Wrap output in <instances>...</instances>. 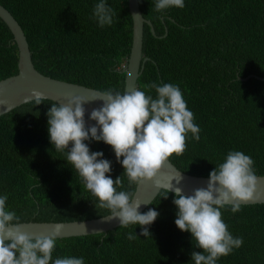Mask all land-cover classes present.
<instances>
[{"label":"trees","instance_id":"1","mask_svg":"<svg viewBox=\"0 0 264 264\" xmlns=\"http://www.w3.org/2000/svg\"><path fill=\"white\" fill-rule=\"evenodd\" d=\"M18 19L28 38L35 67L54 78L100 90L125 91L122 71L133 44L129 0H105L115 15L101 27L93 15L99 0H0ZM156 0H140L143 15L153 22L144 27V58L138 88L156 97L145 85H178L194 123L197 141L189 132L186 150L170 159L186 173L209 176L230 151L254 161L256 175H264V0H184L183 8L157 11ZM19 46L0 16V80L19 72ZM251 76L247 80L240 77ZM44 99L23 103L0 116V197L6 210L21 221H69L110 214L67 162V150L50 142ZM58 104V103H57ZM87 126V125H86ZM99 134V133H98ZM90 152H103L111 162L113 180L134 195L122 163L110 145L85 141ZM121 160L123 157L120 158ZM167 196V197H166ZM166 197V198H165ZM173 191L162 189L150 208L159 213L140 235L139 225L108 232L59 238L56 258L83 257L85 264H195L202 252L190 232L175 224L178 208ZM231 205L221 209L233 237L243 245L220 257L216 264H264V203ZM137 234L128 240L127 234ZM51 264V262H50Z\"/></svg>","mask_w":264,"mask_h":264},{"label":"clouds","instance_id":"2","mask_svg":"<svg viewBox=\"0 0 264 264\" xmlns=\"http://www.w3.org/2000/svg\"><path fill=\"white\" fill-rule=\"evenodd\" d=\"M184 6V0H156L155 4L157 11ZM93 15L103 27L113 23L115 13L105 0H99ZM144 87L155 89L156 97L140 88L123 94L112 89L93 91L87 98L77 95L69 98L67 104L53 103L47 116L50 142L56 151L67 150V162L82 178L86 189L98 198L99 208L109 210L110 215L104 218L118 219L120 227L139 225L140 235L151 237L146 226L151 225L159 213L151 208L140 213L142 203H134L132 193L117 191L118 187H123L121 177L113 180L106 175L111 172V162L102 158L103 152H90L85 143L95 140L110 145L125 169L129 184L140 185L152 181L173 154L184 153L189 132L195 140L200 139V128L193 122L194 114L188 109L178 85L153 82ZM31 95L37 105L46 99L36 89ZM91 101H103V104L90 113L89 119L96 124L86 126L83 105ZM253 165L250 156L230 151L224 162L210 172L206 188L194 189L191 195L183 194L182 188L171 183L173 179L180 183V172L165 186L168 192L174 191L176 197L173 201L178 208L176 226L190 232L197 248L203 250L191 254L195 264H216L220 257L243 245L242 238L233 237L228 231L221 209L230 204L231 211L236 213L241 210V204L253 199L258 187ZM7 199V195L0 197V264H85L83 257L53 261L57 236L25 233L20 217L6 210ZM56 231L59 232V227ZM136 237L137 234H127L130 241Z\"/></svg>","mask_w":264,"mask_h":264},{"label":"water","instance_id":"3","mask_svg":"<svg viewBox=\"0 0 264 264\" xmlns=\"http://www.w3.org/2000/svg\"><path fill=\"white\" fill-rule=\"evenodd\" d=\"M129 7L134 21L133 44L127 63L122 69V71L126 73L124 92H130L138 88V79L148 59V57L144 58L143 52L145 23H148L153 33L156 34L153 22L143 15L140 0H129ZM0 16L12 30L20 51L19 72L0 80V116L23 103L33 101L31 95L33 89L39 90L46 99H51L58 104H67L68 99L73 96L80 95L87 98L93 91H101L94 87L54 78L39 71L35 67L32 51L24 28L14 14L1 2ZM251 76H255V74L240 78L247 80ZM257 77L264 79L263 76ZM102 104L103 101H91L83 105L86 109L84 119L87 126L96 124L95 121L89 119V116L93 109L100 108ZM179 172L182 179L180 183L177 184L176 180L173 178L178 177ZM257 176V192L254 193V197L251 201L244 204L264 203V175L259 174ZM208 180L209 176L194 175L184 172L169 158V161L164 163L162 169L152 181H146L137 185L133 195L134 203H142L139 208V212L141 213L155 200L162 189H166L165 186H168L170 181L174 187L182 188L183 194L191 195L194 189L201 187L206 188ZM157 185H159V187ZM108 215L110 214L90 219L69 221H21V227L25 233L31 236L54 234L59 238H63L95 234L108 232L120 226V221L118 219L110 220L104 218ZM57 227H59V232L56 231Z\"/></svg>","mask_w":264,"mask_h":264},{"label":"bare ground","instance_id":"4","mask_svg":"<svg viewBox=\"0 0 264 264\" xmlns=\"http://www.w3.org/2000/svg\"><path fill=\"white\" fill-rule=\"evenodd\" d=\"M118 228V227H117Z\"/></svg>","mask_w":264,"mask_h":264}]
</instances>
